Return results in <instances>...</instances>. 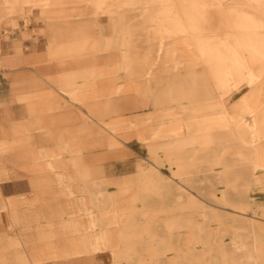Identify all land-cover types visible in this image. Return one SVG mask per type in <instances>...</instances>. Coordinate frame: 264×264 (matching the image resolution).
Returning a JSON list of instances; mask_svg holds the SVG:
<instances>
[{
    "label": "bare ground",
    "instance_id": "obj_1",
    "mask_svg": "<svg viewBox=\"0 0 264 264\" xmlns=\"http://www.w3.org/2000/svg\"><path fill=\"white\" fill-rule=\"evenodd\" d=\"M34 12L44 49L0 68L53 90L0 114L26 126L0 129V264H264V0H0V26ZM24 177L30 193L3 191ZM49 215L96 231L19 228Z\"/></svg>",
    "mask_w": 264,
    "mask_h": 264
},
{
    "label": "rangeland",
    "instance_id": "obj_2",
    "mask_svg": "<svg viewBox=\"0 0 264 264\" xmlns=\"http://www.w3.org/2000/svg\"><path fill=\"white\" fill-rule=\"evenodd\" d=\"M33 16H31L30 22L27 25V22L20 16H18V25H8V19H6V21L4 20L2 25L0 26V59L1 60H6V57L8 55H10V53H12L11 55H17L19 57H31L32 55H34V52H36L34 50V47L37 50H43L45 45H46V40L44 38H41L39 36V28L42 27L44 25V23L40 20L37 19V13L34 12L32 13ZM10 20V19H9ZM37 20V21H36ZM41 24V25H40ZM9 32L6 31V28H9ZM27 27V28H26ZM16 32H19L21 34H23L24 40L20 45V51L16 54L14 53L17 49H14V43L15 41L12 40L10 41V36L12 37L13 34ZM5 39V40H4ZM35 43V46H34ZM4 44L8 45V49L4 48ZM36 60V59H35ZM32 64L31 63H19L17 65L14 66L15 70L8 71L7 68L1 67L0 71H3L4 75L7 76L8 74L11 73H15V72H19V71H24V70H28V71H33L32 70ZM13 67V66H12ZM2 74V73H0ZM48 77H54L52 75H48ZM50 81H55V79H51ZM12 87L13 89H26V90H40V93H36L35 95H39V94H43L49 91H52V83L48 81L47 78H45L42 75L37 74L36 72L33 74L32 77L29 78H19V79H12ZM31 93V92H30ZM20 94V93H19ZM22 94V93H21ZM34 94H27V95H16V97H25V96H33ZM34 95V96H35ZM35 98V97H34ZM37 99L36 102L39 104L36 107H40L42 109H45L46 114L47 113H51L50 108L55 107L57 109L56 106L54 105H48V104H44V101H40V98H35ZM21 103H23V105H28V101L27 100H23ZM43 103V104H40ZM53 113V112H52ZM5 121H11V119L9 118H4ZM20 131V130H19ZM22 131V130H21ZM20 131V132H21ZM8 136L9 134H3ZM23 135V131L20 133V136ZM12 137V136H11ZM16 137V136H15ZM143 155H139V154H135L132 157H130L127 160H121V161H113L107 164V170H108V174L110 176L112 175H121V174H128V173H132L136 170V162L138 159L143 158ZM164 173H170V169L168 168H164L163 170ZM256 201V207L258 209V213L264 218V191H258L255 195H253ZM54 200H59V199H54ZM61 203V202H60ZM16 205L19 207V210H27L29 209H33L32 205L30 204H26V203H17ZM41 205H35V208L37 210H39ZM7 215V213H4L3 216V222L4 225H6V221H5V216ZM65 216H63L64 218ZM62 218V217H61ZM60 220L58 218V216L56 215H49L46 218H37V220L34 221H28L26 218H22L19 221V228L21 230H29V229H35L39 226H43V225H48V226H52L53 230L56 232L55 236H59V238L61 239V241H64V235L67 234L68 232L70 234H68L69 236H80V234L82 233H88L89 235H93L94 232L96 231L95 229V225L97 223V219L94 218H90V217H85L83 218L81 221L79 222H75L73 224H67V220L64 219L63 223H59L56 221ZM8 221H9V217H8ZM7 221V222H8ZM73 227L74 231L69 230L70 228ZM67 236V235H66ZM231 242V236H225V243L227 245H229ZM197 248L198 250L202 249V244H197ZM105 260H107L106 264H113L112 263V257L108 256V254H106Z\"/></svg>",
    "mask_w": 264,
    "mask_h": 264
},
{
    "label": "crops",
    "instance_id": "obj_3",
    "mask_svg": "<svg viewBox=\"0 0 264 264\" xmlns=\"http://www.w3.org/2000/svg\"><path fill=\"white\" fill-rule=\"evenodd\" d=\"M15 36V37H14ZM14 40L15 42H22L24 40L23 34L16 32V34L14 33L13 36H10V41ZM4 48L8 49V45L4 44ZM4 72H2V74H0V114H5L7 112V110H9L11 107H16L19 109H24L26 107V105H23V103L21 102H16L14 103V105H11L9 102V99L12 97H16V95H27L29 94H36V93H40V90L34 89V90H26V89H13L12 87V78L7 80L5 77V75L3 74ZM31 92V93H30ZM20 93V94H19ZM22 93V94H21ZM5 102V103H4ZM7 103V104H6ZM5 117L0 116V129L1 130H5V134H9L8 136L4 135V137H2L1 139H10L12 138L11 136H13V129L15 128H20V127H26V126H22L23 122L19 121V122H14L13 120L11 121H5L4 119ZM39 134V132H38ZM37 146H39V141L37 138V144H35ZM2 188L3 191L7 194V195H16V196H22L25 194H28L32 191V186L30 184V179L29 178H11L10 180L4 181V183H2ZM2 204L0 205V211H2ZM5 223H7L8 221V216H5Z\"/></svg>",
    "mask_w": 264,
    "mask_h": 264
}]
</instances>
